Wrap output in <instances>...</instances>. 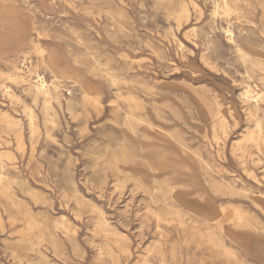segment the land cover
<instances>
[{
  "label": "rangeland",
  "instance_id": "1",
  "mask_svg": "<svg viewBox=\"0 0 264 264\" xmlns=\"http://www.w3.org/2000/svg\"><path fill=\"white\" fill-rule=\"evenodd\" d=\"M227 1L0 0V264H264V0Z\"/></svg>",
  "mask_w": 264,
  "mask_h": 264
},
{
  "label": "bare ground",
  "instance_id": "2",
  "mask_svg": "<svg viewBox=\"0 0 264 264\" xmlns=\"http://www.w3.org/2000/svg\"><path fill=\"white\" fill-rule=\"evenodd\" d=\"M212 1V0H211ZM227 1V0H226ZM228 1H230V0H228ZM227 1V2H228ZM241 1V0H240ZM244 1V0H243ZM217 3H218V1H216ZM214 3V2H213ZM231 3V2H230ZM221 4V3H220ZM235 4V3H234ZM216 6V5H215ZM228 7V6H227ZM230 8V7H229ZM233 8V7H232ZM235 8V7H234ZM236 9H238V7L236 8ZM226 10H231V9H226ZM234 11V10H233ZM228 13V12H227ZM227 13H225V14H227ZM240 13V12H239ZM237 14V16H238V13H236ZM240 15V14H239ZM229 16V15H228ZM226 31V30H225ZM229 31V30H228ZM230 32V31H229ZM230 40H228L229 42L230 41H233L232 40V38L230 37L229 38ZM43 87H44V85H41V87H36L35 86V93H40V94H43V93H46V91L45 90H43ZM46 99V98H45ZM47 103V102H46ZM239 212V211H238ZM237 214H239V213H237ZM234 215H236V214H234ZM238 216V215H237ZM65 219V218H64ZM238 219H239V217H238ZM238 221V220H237ZM187 222V221H186ZM240 222V221H239ZM242 225V224H241ZM209 229H207V227L206 228H204V233H205V235L209 238V239H211L212 237H214L215 238V236H212V233L211 232H209L208 231ZM115 232H117V231H115ZM207 238V239H208ZM221 239V238H220ZM219 239V240H220ZM217 240V239H216ZM218 241V240H217ZM221 241V240H220ZM123 244H125V243H123ZM122 246H124V245H122ZM127 246V245H126ZM128 247V246H127ZM227 247V246H226ZM121 248H123V247H121ZM127 249V251H128V248H126ZM101 250V249H100ZM124 250V249H123ZM225 250V249H224ZM126 250H125V252H127ZM162 251V249L160 250V252ZM164 252V251H163ZM163 252H162V254H163ZM226 252V251H225ZM229 252V251H228ZM129 254H130V251H129ZM159 254H161V253H159ZM220 255V254H219ZM232 255V254H231ZM227 256V255H226ZM236 257V256H235ZM162 258V257H161ZM160 258V259H161ZM163 259V258H162ZM161 261H163V260H161ZM160 261V262H161ZM162 263V262H161Z\"/></svg>",
  "mask_w": 264,
  "mask_h": 264
}]
</instances>
